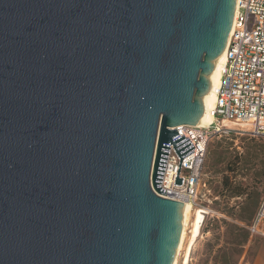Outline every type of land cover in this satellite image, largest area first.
Instances as JSON below:
<instances>
[{
  "label": "water",
  "instance_id": "1",
  "mask_svg": "<svg viewBox=\"0 0 264 264\" xmlns=\"http://www.w3.org/2000/svg\"><path fill=\"white\" fill-rule=\"evenodd\" d=\"M238 0H0V264H174L161 182Z\"/></svg>",
  "mask_w": 264,
  "mask_h": 264
},
{
  "label": "built area",
  "instance_id": "2",
  "mask_svg": "<svg viewBox=\"0 0 264 264\" xmlns=\"http://www.w3.org/2000/svg\"><path fill=\"white\" fill-rule=\"evenodd\" d=\"M233 28L227 44V63L222 72L214 121L206 127L175 128L180 137L189 138L195 150L182 160L178 177L184 181L182 186H176L181 159L174 145H170L161 182V188L166 190L165 197L189 202L193 207L206 202L210 194L203 169L213 139L231 133L264 139V0H239ZM246 229L250 236L264 238V195Z\"/></svg>",
  "mask_w": 264,
  "mask_h": 264
},
{
  "label": "rangeland",
  "instance_id": "3",
  "mask_svg": "<svg viewBox=\"0 0 264 264\" xmlns=\"http://www.w3.org/2000/svg\"><path fill=\"white\" fill-rule=\"evenodd\" d=\"M229 127L237 129L233 125ZM262 158H264L263 138L231 133L230 136L216 137L210 142L203 169L204 180L210 194L206 202L194 207L179 264L252 263L258 246L264 238L254 236L248 244L242 246L240 229L247 230L246 227L255 217L264 195V170L259 164ZM230 162L237 164L235 173L228 171ZM259 170L262 172L256 179L254 175ZM226 177L234 185L247 187L248 194L232 197L224 188ZM199 210L202 212H198ZM205 210L209 214H205ZM232 230L237 237L230 235ZM192 237H195V241L189 250Z\"/></svg>",
  "mask_w": 264,
  "mask_h": 264
},
{
  "label": "bare ground",
  "instance_id": "4",
  "mask_svg": "<svg viewBox=\"0 0 264 264\" xmlns=\"http://www.w3.org/2000/svg\"><path fill=\"white\" fill-rule=\"evenodd\" d=\"M233 27H234V19H233V24H232L230 34H231L232 30L234 29ZM229 37H230V35H229ZM228 41H229V39H228ZM227 44H228V42H227ZM226 53H227V45H226L223 53L214 62V68H213L212 72L208 75V80L210 83V90L205 95L200 97V99L202 100V103H203V109L204 110H203V114H202L200 120L196 124L197 126H205L206 127V126L211 125L214 121V110L216 108L218 91H219L220 85H221L222 72H223V69L227 63V54ZM182 204H183L182 205L183 222H182L181 233H180L179 240H178L174 264H179V257L181 255L183 248L185 247L187 228H188V224L190 222V217H191L192 213L194 212V207L191 203L187 202V204H185V203H182ZM198 212L201 213L202 210H199ZM194 241H195V237H192V239L190 241V245H189V250H190L191 246L193 245ZM186 253H187V251H186Z\"/></svg>",
  "mask_w": 264,
  "mask_h": 264
},
{
  "label": "trees",
  "instance_id": "5",
  "mask_svg": "<svg viewBox=\"0 0 264 264\" xmlns=\"http://www.w3.org/2000/svg\"><path fill=\"white\" fill-rule=\"evenodd\" d=\"M259 164L261 166L260 168H262V170H264V158L261 159ZM236 165L237 164L234 163V162L228 163V167H227L228 171L230 173L231 172L235 173L237 171V166ZM261 172H262L261 170L256 171V173L254 175V176H256V179L259 178ZM224 188L232 195V197H240L243 194H248V188L247 187L244 188V187H242L240 185H234L233 182L228 177H226V179L224 180ZM230 228L236 229L233 226L232 227L230 226ZM240 230L242 232V238H243V240L241 241L243 243L241 245L243 246V245L248 244V242L250 240V234H249V232L247 230H244V229H240ZM230 235L232 237H237V236H235L233 230L230 232ZM234 240H236V238Z\"/></svg>",
  "mask_w": 264,
  "mask_h": 264
},
{
  "label": "crops",
  "instance_id": "6",
  "mask_svg": "<svg viewBox=\"0 0 264 264\" xmlns=\"http://www.w3.org/2000/svg\"><path fill=\"white\" fill-rule=\"evenodd\" d=\"M254 237V236H253ZM250 236V240L253 238ZM251 264H264V240H261Z\"/></svg>",
  "mask_w": 264,
  "mask_h": 264
}]
</instances>
